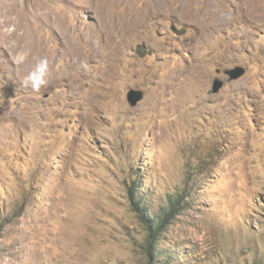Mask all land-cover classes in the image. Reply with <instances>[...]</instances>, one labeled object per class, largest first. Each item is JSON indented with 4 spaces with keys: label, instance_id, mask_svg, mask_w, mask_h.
<instances>
[{
    "label": "rangeland",
    "instance_id": "obj_1",
    "mask_svg": "<svg viewBox=\"0 0 264 264\" xmlns=\"http://www.w3.org/2000/svg\"><path fill=\"white\" fill-rule=\"evenodd\" d=\"M6 2L49 73L0 56V264H147L134 180L161 263L264 264V0Z\"/></svg>",
    "mask_w": 264,
    "mask_h": 264
},
{
    "label": "bare ground",
    "instance_id": "obj_2",
    "mask_svg": "<svg viewBox=\"0 0 264 264\" xmlns=\"http://www.w3.org/2000/svg\"><path fill=\"white\" fill-rule=\"evenodd\" d=\"M6 1L7 0H0V56L5 57L4 61H7V63L9 64L8 69L10 72H17L19 70L21 71V69L32 67V64L34 65L36 61L41 59V56L44 54V51L41 42L32 43L31 41L32 39L29 41V37H28L29 35H27L24 32L26 28H22V25L20 24L19 20L12 16L10 7L8 6ZM155 1H156L155 3H158L159 5H164L167 2V0H163V1L155 0ZM150 2L156 5L153 2V0H150ZM40 14L38 15L41 16ZM41 17L43 19L46 18V20L48 19L47 15H42ZM34 18H38V17L35 16ZM59 24H58V29H59ZM12 25L13 27H9ZM45 26L47 25L45 24ZM60 33L61 35H59L60 38L59 41L61 44L62 43L64 44L63 51L66 55H71V53L77 50L78 48H74L72 45H70L67 39V34L65 32H60Z\"/></svg>",
    "mask_w": 264,
    "mask_h": 264
},
{
    "label": "trees",
    "instance_id": "obj_3",
    "mask_svg": "<svg viewBox=\"0 0 264 264\" xmlns=\"http://www.w3.org/2000/svg\"><path fill=\"white\" fill-rule=\"evenodd\" d=\"M135 183H137V180H134L133 185L128 188V200L131 207L140 214V220L145 224V238L140 247L146 257L147 264H152V262L154 264H167L166 260L164 263L160 262V259H165L164 250L160 242L165 227L179 213L183 197L180 195L167 196L166 209L164 210L163 207H160L158 213L150 217L144 207V201L142 200L144 196L135 195Z\"/></svg>",
    "mask_w": 264,
    "mask_h": 264
},
{
    "label": "clouds",
    "instance_id": "obj_4",
    "mask_svg": "<svg viewBox=\"0 0 264 264\" xmlns=\"http://www.w3.org/2000/svg\"><path fill=\"white\" fill-rule=\"evenodd\" d=\"M79 69L88 70L86 60H81L78 64ZM49 73L48 60L46 58L39 59L30 71L23 77L21 83L24 88H31L34 91H39L48 85L47 76Z\"/></svg>",
    "mask_w": 264,
    "mask_h": 264
},
{
    "label": "water",
    "instance_id": "obj_5",
    "mask_svg": "<svg viewBox=\"0 0 264 264\" xmlns=\"http://www.w3.org/2000/svg\"><path fill=\"white\" fill-rule=\"evenodd\" d=\"M234 70V71H233ZM232 71L230 70V72L228 71V73L231 75L232 73H233V77H237V76H239L241 73H243V69L242 68H239V67H237V68H235V69H233ZM215 88H214V91H216L217 90V88H219L220 87V84H217L216 86H214ZM139 95V94H138ZM136 99V97L133 99V101ZM138 99V98H137Z\"/></svg>",
    "mask_w": 264,
    "mask_h": 264
}]
</instances>
